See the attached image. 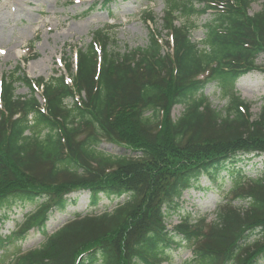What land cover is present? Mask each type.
<instances>
[{
    "label": "trees",
    "instance_id": "16d2710c",
    "mask_svg": "<svg viewBox=\"0 0 264 264\" xmlns=\"http://www.w3.org/2000/svg\"><path fill=\"white\" fill-rule=\"evenodd\" d=\"M251 3L166 0L161 32L169 41L160 43V32L149 31L144 49L121 54L99 30L76 51L75 71L69 60L63 64L70 84L62 74L31 81L19 65L3 76L0 224L14 207L35 208L20 231L0 235L10 264H171L182 251L191 253L186 264H264V106L252 119L250 106L234 93L223 111L204 95L211 83L232 92L259 69L264 5L250 15ZM207 15L199 44L189 27L174 24L180 16ZM18 83L28 95H15ZM40 87L42 106L35 98ZM175 107L182 112L173 119ZM105 141L137 156L102 153ZM255 159H261L260 176L242 184ZM225 180L232 182L231 197L214 221L198 215L191 224L184 212L180 225L166 228L184 192H221ZM78 191L87 193L89 209L122 203L48 235V213L76 206L68 196ZM30 229L44 241L22 252L17 243Z\"/></svg>",
    "mask_w": 264,
    "mask_h": 264
},
{
    "label": "rangeland",
    "instance_id": "374dc122",
    "mask_svg": "<svg viewBox=\"0 0 264 264\" xmlns=\"http://www.w3.org/2000/svg\"><path fill=\"white\" fill-rule=\"evenodd\" d=\"M104 0H0V79L3 74L12 71L18 64L29 79L48 80L56 72L62 70L63 61L74 60L75 51L84 49L91 41L92 33L96 30H106L114 42L110 43L111 50L124 53L137 48L144 49L148 45V32L159 31L161 43L167 41L166 32H161L165 0H110L103 6ZM264 0H252L248 13L260 12ZM93 10L87 15L86 11ZM151 14L155 25L145 23L143 15ZM208 16L184 17L176 20L177 26H187L190 29L192 42L199 43L204 38V24ZM113 47V48H112ZM164 53L167 50L164 49ZM27 59V63H23ZM259 68L239 79L232 92L225 94L216 84H209L204 95L217 111H223L230 101L231 93L250 105L252 119H256L264 106V55L255 62ZM15 94L23 96L28 90L21 84H16ZM182 110L175 107L171 117L176 119ZM126 147L114 143L103 142L99 151L112 155H127L136 157L137 154L127 151ZM261 159H255L246 168L243 180L256 179L260 176ZM219 183V182H218ZM232 182L224 181L222 192L207 195L198 192H186L181 198L177 213L166 219V226L171 229L178 225L184 210L190 213L202 212L208 215V221L215 219V211L226 203V193L231 189ZM69 198L77 200L76 207H70L65 213L50 212L46 230L51 234L58 230L76 215L85 216L88 213L102 214L111 211L121 201L112 204L102 201L96 209L88 208V195L85 191L72 193ZM235 207L240 208L238 203ZM34 207L29 204L19 205L8 213L7 221L1 226L0 234L10 235L17 225L24 222L25 217L32 214ZM43 241L37 230L27 231L21 249H33ZM172 257L171 264H185L190 259L189 252H177ZM7 263V262H6ZM5 264V262H4Z\"/></svg>",
    "mask_w": 264,
    "mask_h": 264
}]
</instances>
